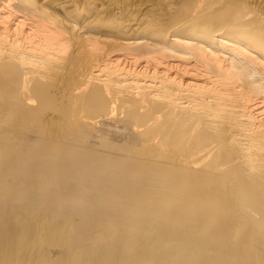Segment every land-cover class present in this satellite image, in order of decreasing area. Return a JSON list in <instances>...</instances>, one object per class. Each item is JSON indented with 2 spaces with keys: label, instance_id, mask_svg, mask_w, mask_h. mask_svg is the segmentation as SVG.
<instances>
[{
  "label": "bare ground",
  "instance_id": "1",
  "mask_svg": "<svg viewBox=\"0 0 264 264\" xmlns=\"http://www.w3.org/2000/svg\"><path fill=\"white\" fill-rule=\"evenodd\" d=\"M0 264H264V0H0Z\"/></svg>",
  "mask_w": 264,
  "mask_h": 264
}]
</instances>
